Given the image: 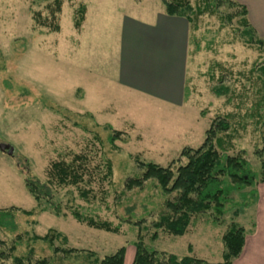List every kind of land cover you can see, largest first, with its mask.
Segmentation results:
<instances>
[{
	"label": "rangeland",
	"instance_id": "374dc122",
	"mask_svg": "<svg viewBox=\"0 0 264 264\" xmlns=\"http://www.w3.org/2000/svg\"><path fill=\"white\" fill-rule=\"evenodd\" d=\"M118 1L61 0L53 22V0H0V143L13 147L11 154L0 151V209H19L4 218L13 222L15 230L0 226V240L4 241L0 250L15 245L5 264L15 256L28 257L30 249L34 257L47 258L50 264H93L118 247L132 244L129 242L138 234L157 251L217 263L222 259L225 226L246 224L254 212L257 194L253 187L233 186L223 226L207 224L205 216L199 215L184 235L158 230L156 240H150L153 221L165 213V201L177 193L162 194L154 180L146 181L142 188L125 189L128 177L141 174L140 161L168 166L183 147L197 148L202 143L215 116L232 113L239 135L232 153L243 150L240 153L250 169L259 170L253 143L259 133L264 135V106L253 109L257 99L253 91L259 84L250 69L264 52L248 43L253 33L240 26L239 16H234L235 9L226 0L217 10L204 7L206 0H188L189 15L197 7L202 10L190 24V104L179 110L160 109L157 104L129 98L107 82ZM79 4L88 6L80 35L73 26ZM37 14L48 23L57 22L59 31L37 26L33 21ZM78 38L80 47L74 45ZM93 80L100 83L104 94L100 92L95 99V92L87 89L83 97L79 87ZM233 89L239 93L236 98L230 96ZM107 101H111L114 112H97ZM90 110L93 116L87 112ZM112 130L119 133L113 135ZM112 135L115 138L110 141ZM74 156L83 161L73 163ZM59 160L73 163L72 167L83 173L77 185L58 186L49 180L50 164ZM31 174L50 183L63 215L55 216L50 209L40 211L24 185L23 176ZM82 191H87L85 198L80 196ZM242 193H246L244 197ZM74 208L85 217L119 225L118 232L76 221L70 214ZM137 220L142 221L140 226L132 224ZM49 228L70 238L62 242L61 236H55V246L77 251L54 253L47 242L31 237L32 233L43 236Z\"/></svg>",
	"mask_w": 264,
	"mask_h": 264
},
{
	"label": "trees",
	"instance_id": "16d2710c",
	"mask_svg": "<svg viewBox=\"0 0 264 264\" xmlns=\"http://www.w3.org/2000/svg\"><path fill=\"white\" fill-rule=\"evenodd\" d=\"M136 1L138 2L139 0ZM160 1L167 14L184 16L190 24L202 11L197 7L189 15L187 13V9L190 8L188 0ZM226 1L230 6L234 7V16H239L237 21L240 26L249 28L254 35L256 32L249 24L246 8L235 0ZM220 2H223V0H211V3L206 0L204 7L217 10ZM53 3L56 4V9L51 11V18H49L54 22L56 11L60 9L61 0H53ZM84 13L85 5L79 4L74 12L73 26L75 29L80 28ZM33 21L39 27H46L51 31H59L57 22L48 23L45 17H41V14L33 15ZM253 35L249 38L248 43L254 44L258 50L264 52V34L262 36L257 34V37H253ZM250 70L251 73H255V80L259 84V86H256L255 91L252 89L257 97L252 105H254L253 109L257 110V107L262 108L264 106V57L258 63H255ZM246 79L248 82L251 81L250 76H247ZM221 81L220 79L219 82ZM230 96L236 98L239 93L233 89L230 92ZM230 100L232 98L228 101ZM235 106L240 110L241 105L237 104ZM233 115L228 113L215 116L204 132L202 143L197 148L183 147L179 156L173 159L168 166L164 167L154 162L140 161L138 168L142 170L141 174L128 177L125 180L124 188L127 190L142 188L146 181L154 180L162 194L177 193L174 198L165 201V213L153 221L152 227L154 231L150 235L151 241L156 240L158 237V230L174 236L184 235L188 231L189 226L198 219L199 215L205 216L204 222L207 224L216 227L223 226L225 206L233 186L237 188L252 186L254 189L257 183L264 182V135L259 133L255 137L257 140L253 143V154L259 159L260 167L258 171H252L247 159L240 153L243 150L232 153L234 140L239 137L237 128H234V124H232ZM242 128L243 125H241ZM112 131H114L113 135L119 133L116 130ZM113 135L110 136V141L114 140L115 137ZM182 159H184V162L181 161ZM82 161V157L79 156H74L72 159L73 163ZM176 163H178L177 166H175ZM72 164L63 160L53 161L48 170L49 180L58 186L77 185L83 179V173L76 171L77 167H72ZM107 173H110V167H108ZM23 177L25 188L35 200L40 211L50 209L55 216L63 215L49 182L42 181L33 174ZM245 194L242 193L241 196L244 197ZM80 196L85 198L87 191L80 192ZM11 210L19 209L16 207L0 209V226L13 231L15 230L13 222L9 221L7 223L4 220L6 217H11ZM70 214L76 221L85 223L88 227L114 234L118 232L119 225L113 226L106 220L99 221L94 220L93 217H85L75 208L70 210ZM141 222V220H137L132 224L140 226ZM245 234L246 230L240 224L232 222L230 225L225 226V230L221 235L223 243L222 259L217 263H211L192 255L177 257L164 251H157L145 244L141 234H138L137 239L133 241L135 254L132 264H231L241 252ZM55 236H61L62 242H66V238L52 228H49L43 236L34 233L31 235L35 240L47 242L53 248L54 253L63 252L69 254L77 251L76 248L72 247L55 246ZM0 244H4V241L0 240ZM189 246L188 249L190 250ZM14 250V244L7 251L0 250V264H5L6 260L11 259V253ZM124 253L125 247L120 246L113 253L93 260V264H123ZM28 254L29 256L26 258L12 257L8 264H50V260L47 258L34 257L31 249ZM90 254L92 256L94 253L91 252Z\"/></svg>",
	"mask_w": 264,
	"mask_h": 264
},
{
	"label": "crops",
	"instance_id": "0c3cea01",
	"mask_svg": "<svg viewBox=\"0 0 264 264\" xmlns=\"http://www.w3.org/2000/svg\"><path fill=\"white\" fill-rule=\"evenodd\" d=\"M235 1L246 8L251 27L263 35L264 0ZM114 10L107 82L116 89L120 88L129 98L157 104L160 109L179 110L190 104L187 92L189 21L181 15L167 14L160 0H141L138 3L120 0ZM87 11L85 4L84 19L76 29L78 35L84 30ZM80 42L78 38L74 45L80 47ZM84 85L79 87L83 97L87 89L95 92V99L99 98L100 92L104 94L97 80ZM103 105L97 112H114L111 101ZM87 112L93 116L92 110ZM254 190L257 194L252 205L254 212L242 225L246 230L244 243L231 264H264V182L257 183ZM247 210L248 207L244 209L245 214H248ZM63 236L69 241L70 238ZM129 243L132 244L124 246L123 264H132L134 258L133 240Z\"/></svg>",
	"mask_w": 264,
	"mask_h": 264
},
{
	"label": "water",
	"instance_id": "95a60500",
	"mask_svg": "<svg viewBox=\"0 0 264 264\" xmlns=\"http://www.w3.org/2000/svg\"><path fill=\"white\" fill-rule=\"evenodd\" d=\"M0 151L6 152L7 154H11L13 152V147L8 143H0Z\"/></svg>",
	"mask_w": 264,
	"mask_h": 264
}]
</instances>
